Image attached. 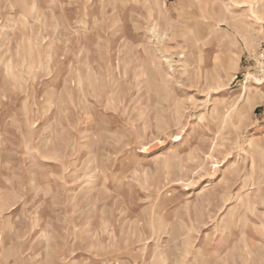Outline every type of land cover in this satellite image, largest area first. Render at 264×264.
<instances>
[{
  "label": "rangeland",
  "instance_id": "1",
  "mask_svg": "<svg viewBox=\"0 0 264 264\" xmlns=\"http://www.w3.org/2000/svg\"><path fill=\"white\" fill-rule=\"evenodd\" d=\"M12 246L264 264V0H0V264Z\"/></svg>",
  "mask_w": 264,
  "mask_h": 264
},
{
  "label": "crops",
  "instance_id": "2",
  "mask_svg": "<svg viewBox=\"0 0 264 264\" xmlns=\"http://www.w3.org/2000/svg\"><path fill=\"white\" fill-rule=\"evenodd\" d=\"M203 51H204V49H202ZM230 60H231V56L230 55H228V56H226L225 58L224 57H222V56H220L219 54H216L215 56H213L212 57V59L210 60V56H208V55H205V53H203L202 54V63H204V65L205 64H209L210 66H218V65H220L221 63H224V64H226V66L227 67H230L229 66V64H230ZM234 60V59H233ZM206 66V65H205ZM226 66H225V68H226ZM98 122V121H97ZM94 133V132H93ZM47 187H49V186H47ZM54 188H55V186H53ZM53 187H51V188H53ZM60 187H62V189H63V192H61V193H58L59 191H57L56 193H57V195H59L61 198H62V201L64 200V199H69V196H67L68 195V192H66L65 191V187H63V186H60ZM53 192H54V190H53ZM55 193V192H54ZM55 193V194H56ZM54 194V195H55ZM91 197H92V199H96V198H94V196H93V194L91 195ZM77 197L76 196H74V199H76ZM9 248V247H8ZM11 249H12V258L10 259V264H18V260H20V257H22L23 255V252H22V250H20L19 251V249L17 248V247H15V246H12L11 247ZM42 263V262H41ZM40 263V264H41ZM54 264V263H53ZM56 264H60V263H56Z\"/></svg>",
  "mask_w": 264,
  "mask_h": 264
}]
</instances>
